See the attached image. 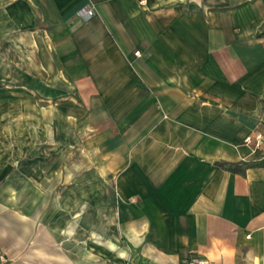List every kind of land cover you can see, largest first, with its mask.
I'll use <instances>...</instances> for the list:
<instances>
[{"label":"crops","instance_id":"crops-1","mask_svg":"<svg viewBox=\"0 0 264 264\" xmlns=\"http://www.w3.org/2000/svg\"><path fill=\"white\" fill-rule=\"evenodd\" d=\"M2 108L0 264H264V0H0Z\"/></svg>","mask_w":264,"mask_h":264},{"label":"trees","instance_id":"trees-1","mask_svg":"<svg viewBox=\"0 0 264 264\" xmlns=\"http://www.w3.org/2000/svg\"><path fill=\"white\" fill-rule=\"evenodd\" d=\"M217 166L221 167L224 170L233 173H240L245 169L249 168H262L264 167V159L255 162H244V163H225V162H217ZM195 258V256L190 255L189 260Z\"/></svg>","mask_w":264,"mask_h":264},{"label":"built area","instance_id":"built-area-1","mask_svg":"<svg viewBox=\"0 0 264 264\" xmlns=\"http://www.w3.org/2000/svg\"><path fill=\"white\" fill-rule=\"evenodd\" d=\"M83 15H84V17H85L86 19H90L91 17L94 16V12H93L92 10H91V11H83ZM139 54H140V52H136V53H135V55H137V56H139ZM252 141H253V140H252L251 138H247V139L245 140V142H246L247 144L252 143ZM262 141H263V136L259 135L258 138L256 139L257 144L260 145V143H261ZM185 264H208V263H207V261H205V260H202V259H200V258H198V257H195V258H193V259H190V260L186 261Z\"/></svg>","mask_w":264,"mask_h":264},{"label":"rangeland","instance_id":"rangeland-1","mask_svg":"<svg viewBox=\"0 0 264 264\" xmlns=\"http://www.w3.org/2000/svg\"><path fill=\"white\" fill-rule=\"evenodd\" d=\"M7 110L5 108L0 109V114L5 115V113L8 112ZM15 112H16V110H15ZM17 114H19V113H17ZM15 126L21 127V124H16ZM0 127L1 128H5L6 127V124H3V125L0 124ZM5 137H6L5 136V133L4 132H0V148H2V147L4 148L5 145H6Z\"/></svg>","mask_w":264,"mask_h":264}]
</instances>
